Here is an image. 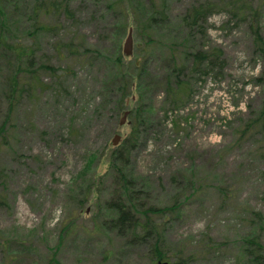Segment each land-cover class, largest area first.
Wrapping results in <instances>:
<instances>
[{
	"label": "rangeland",
	"instance_id": "rangeland-1",
	"mask_svg": "<svg viewBox=\"0 0 264 264\" xmlns=\"http://www.w3.org/2000/svg\"><path fill=\"white\" fill-rule=\"evenodd\" d=\"M150 1L71 0V16H44L35 12L36 0H0V125L7 118L0 135L6 140L0 144V264H47L50 248L58 264H156L154 240L128 244L112 228L100 230L104 222L118 225L107 200L114 199L121 180L109 160L114 134L120 145L130 131L128 118L120 125L122 114H113V91L104 92L110 101L97 111L101 81L129 28L133 49L123 57L144 63L148 75L134 99L141 97L148 112L122 172L131 177L143 206L176 207L152 217L162 228L161 264H264V58L255 34L217 4L203 24V47L221 48L222 73L194 80L189 100L165 113L158 87L167 64L162 41L170 36L181 42L188 32L180 26L184 12L207 0H164L168 25L154 30L148 43L140 34ZM251 6L264 41V0H251ZM74 34L99 57L82 53V47L79 58L55 50ZM200 39L190 44L199 48ZM3 42L27 46L32 69L50 64L67 75L58 79L37 69L43 88L24 91L8 111L6 80L22 62ZM8 236L16 241L4 247L1 238ZM248 239L261 248L250 254ZM22 241L33 251L12 259L23 250Z\"/></svg>",
	"mask_w": 264,
	"mask_h": 264
},
{
	"label": "trees",
	"instance_id": "trees-1",
	"mask_svg": "<svg viewBox=\"0 0 264 264\" xmlns=\"http://www.w3.org/2000/svg\"><path fill=\"white\" fill-rule=\"evenodd\" d=\"M70 1L71 0H36L37 9L35 12L39 10L44 16L52 14L56 15L58 13L71 16L69 6ZM217 2L207 0L202 3H192V5L186 9L181 18L180 26L188 30L181 42L177 43L175 39L170 36L168 37L169 41H162V45H165L166 49L163 59L167 64L165 66V74L158 82V87L163 89V103L168 105V107H162L165 113L168 109L177 110L179 105L184 104L189 100L193 91L192 83L194 80H198L201 76L206 74L216 77L218 75L220 76L222 73L225 60L221 48L208 45H206V48L203 47L204 38L206 37L203 24L207 14L211 13L217 4L222 3V5H219V8L224 7L227 9L231 15H234L238 19L239 22H247L249 31H251L252 34H255L257 42L256 46L264 58V41L260 38L259 31L257 30L258 20L256 17L258 13L257 10L251 6V0H218ZM161 3L163 5L157 6L156 3L151 0L148 4L150 15L144 19V24L142 25L143 30L140 34V37L145 41L147 40L148 43L153 41L152 38L155 36L154 30L158 27L168 25L167 14L163 8L164 0H161ZM133 18H135L134 15ZM41 27L42 26L40 25L34 26L35 29H41ZM43 29L50 31L55 30V27L51 29ZM194 32H196V34H194ZM197 37L201 38L198 41L199 48L196 47L195 44H190L191 39L194 38L195 41ZM118 45L116 47V54L111 60H108L110 66L107 68L108 71H106L105 78L101 81V94L103 101L98 108L100 111H97L101 113L110 101L109 99H106L104 92L109 93L113 91V114H123L125 110H128L127 123L130 124V131L127 136L121 140L120 145L118 144L112 149L110 153L112 160H109L112 169L116 172L115 178L121 180V186L118 188L121 189L119 191L118 189H115L114 199L111 198L109 201L107 200V206H112V208L117 211L116 220L118 225L114 226L116 222H110L105 225L106 222H104L100 225V230L104 231L106 228H112L113 232L128 244L142 242L143 240L146 242L154 240L153 244L150 245H153L150 250L152 262L156 261V264H158L161 260L166 259V254L163 252V249H159L158 245V243L162 241V228L160 225H155L152 217L154 215L163 216L166 211H174L176 207H173V205L170 207H155L152 205L143 206V202L137 197L138 191L134 190V187L132 186V181L130 180L131 177L122 172V170L124 172L126 171L122 166L124 165L125 167L127 164L130 151L141 135L142 126L147 124L146 114L148 110L145 107H142L144 104L142 103L141 97L137 96V99H134V96L135 91L139 93L141 90L143 80L146 79L148 74L145 70L144 63L140 60H131L127 62L123 57L127 55L122 52ZM1 46L5 50L8 49L14 56L15 60L22 62V65L20 63L17 65V71L16 69H13V73L6 80L9 88L5 93L8 100V111H12L14 103L20 98L24 91H29V93L33 92L34 94L36 89L43 88L38 74H35L37 69L46 71L51 76L56 75L57 77L59 74L67 75L64 72L65 70L60 69L59 72H57L50 64H43L36 70L32 69L30 62L33 59V54L30 55V52L27 51V49H29L27 46H12L7 42H3ZM80 47L83 49L82 53H88L91 56L95 54L99 57V51L96 48L90 51L89 46L86 45L85 39H83L80 34H74L72 38L62 41L57 45L55 44V50H64L66 54L77 58L81 55V51H79ZM144 83L150 85V83L145 81ZM131 103H137V105L128 109L127 106ZM260 114L261 117L264 116V105L260 109ZM6 121L7 118L0 125L1 136H4L3 134L6 133ZM254 122H252V125L255 124ZM246 127H248V125ZM241 132L242 130H240L238 134H241ZM2 141L0 140V144L5 143L6 140L2 138ZM2 172L3 169L0 168V177L4 175ZM2 198L3 197H0V202H3ZM66 228L67 226L64 230L62 229V233L59 234V239H61L62 234L66 232ZM3 239L4 241H2ZM1 241L2 245L6 247L8 243L16 241V238L13 239L8 236L1 238ZM247 242L254 246H252L251 250L250 248H247L250 254H253V251L256 252L258 248H261V245L258 242H254L253 239H251L250 242L248 239ZM59 243L60 242L58 241V244ZM21 245H23V250L10 255L12 259H20V257H24L23 253H30L33 251L31 244L22 241ZM50 250L53 256L51 255V257H49L47 264H58L54 256L55 251L52 250V248H50ZM258 257L259 256L257 255L254 259L257 261ZM30 264H35V261ZM165 264H170V262L166 261Z\"/></svg>",
	"mask_w": 264,
	"mask_h": 264
},
{
	"label": "water",
	"instance_id": "water-1",
	"mask_svg": "<svg viewBox=\"0 0 264 264\" xmlns=\"http://www.w3.org/2000/svg\"><path fill=\"white\" fill-rule=\"evenodd\" d=\"M123 52L125 55H129L132 52V35H131L130 29H129V32H128V34L125 38V41L123 43ZM127 113H128V110L124 111V113H123V115L119 121L120 125L124 123V120H125ZM119 139H120V135L114 134V136L112 138V143L116 145L118 143Z\"/></svg>",
	"mask_w": 264,
	"mask_h": 264
}]
</instances>
